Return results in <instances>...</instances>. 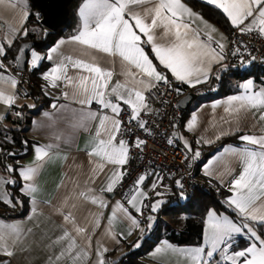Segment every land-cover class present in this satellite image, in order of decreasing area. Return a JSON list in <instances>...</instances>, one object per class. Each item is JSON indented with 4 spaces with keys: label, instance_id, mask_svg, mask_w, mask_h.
I'll return each instance as SVG.
<instances>
[{
    "label": "snow or ice",
    "instance_id": "6c2138e0",
    "mask_svg": "<svg viewBox=\"0 0 264 264\" xmlns=\"http://www.w3.org/2000/svg\"><path fill=\"white\" fill-rule=\"evenodd\" d=\"M17 2L21 5V22L29 15H39L27 10V0H17ZM205 2L222 10L231 25L240 33L256 31L264 36V0H205ZM16 6L17 4L12 5V7ZM79 17L80 28L68 41L61 39L49 49L46 56L41 55L35 48L28 49L25 45L19 50L16 63L20 64L27 51L30 53L28 63L31 68L36 69L43 60H52V54L57 53L65 43L72 42L81 46L75 56H63L50 70L43 73L42 78L49 82L51 87H58L60 82H63L65 87L70 89V91L63 92L65 98H71L82 106L95 102L111 111L112 115L109 116L88 111L83 107L79 110H72L74 114H78V122L74 127H84L87 122L99 117V124L88 153L89 157L93 158L90 163L94 165L90 179L94 182L97 170L103 172L107 165L116 166L117 170L109 177L106 189H101V192H113L115 186L126 174L119 169L128 163L130 152L126 140H117L122 135L124 123L118 118L120 112L123 111L121 102L131 108L129 124L135 121L141 129L148 131L147 121L141 118V113L153 110L149 108L145 92L155 88L161 82L165 85L171 83L167 75L157 70L153 59L145 50L146 47L150 48L154 58L161 65L170 70L176 80L195 87L207 82L214 64H220L222 69L227 68V65L223 64L226 59L225 41L227 38L220 34L217 39L213 34L218 30L204 21L199 13L194 12L182 0H83L79 8ZM196 20H199L207 31L192 27ZM19 32L18 28H13L12 35L7 38L6 44L0 41V69H5L3 60L7 58V50L14 43ZM22 35L27 37L29 30L24 29ZM98 53L106 54L110 58H119L123 69L121 73L124 76L123 81L111 84L113 68L102 66L101 60L97 57ZM239 53L240 49L235 48L232 55ZM255 59L256 57L253 56L247 63L251 64ZM69 68L77 70L76 74L69 75ZM216 75L219 76L218 73ZM18 83L16 76L5 75L3 71H0V101L9 106L15 105L17 97L14 90ZM239 88L241 89L239 94L227 97L225 112L229 114L231 120H224V123L230 124L231 127L227 132L222 129L221 136L230 134L233 130L240 131L239 123L242 115L256 116L259 113V121L264 122V86L258 87L254 80L249 78L239 84ZM52 107L57 108L58 105L53 104ZM16 115L20 116L21 113L17 112ZM3 118V115H0V120ZM196 125L197 117L193 114L188 127L194 129ZM261 133V135L243 134L239 137L242 142H246V145L251 147L232 148L228 146L221 153L224 155L231 152L243 163L239 176L230 182L231 195L226 201L228 207L232 208L240 219L236 220L210 210L207 213L202 246L177 249L165 240L161 246L155 248L153 256L171 250L186 255L190 264H212V258L220 253L221 258L227 264H264V236L258 234L256 230L257 225L264 227V129H261ZM56 138L59 140L60 136ZM8 139L11 140V138ZM172 142L170 139L169 143ZM206 142L211 143L210 140ZM27 143L24 141V144ZM145 144V140L137 137L134 146L141 148ZM185 145L191 151V145L187 141ZM58 147L59 145L51 143L37 145L34 149L36 155L34 166L30 165L20 169L19 174L25 181L21 191L32 199L34 205L40 191L35 178L43 164L53 158L55 155L53 150ZM10 155H15V153H10ZM199 156L198 151L194 153V158ZM215 159L217 158L214 157L213 160ZM211 163L212 161H209V164ZM7 170L14 171L12 165H7ZM149 175H154V173L139 176L134 186L135 192L127 201L136 212L141 214H143L142 207H148V205H143L141 197L148 199V196L140 186ZM206 175H212L211 170L206 172ZM162 180L163 177L158 176L157 181L153 182L151 187L156 189L158 182ZM220 182H224L222 178ZM13 183L15 181L0 177V184ZM175 183L181 189L180 197L186 199L182 190V182L177 180ZM164 195L162 192L156 193L158 197ZM78 198L90 200L91 203L98 204L101 208L108 206L102 196L94 194L91 188L87 191H80ZM0 199L15 206L6 193ZM69 199L70 197H66L63 205L56 209L63 215L65 225H71V227L62 226V234L53 241V244L63 245V247L54 260L49 257L52 264H59V261L65 257H70L74 264H80L90 254L92 238L88 233V228L77 225L71 211L64 212V206L68 205ZM165 203L164 199L155 200L150 205L151 211L157 212ZM72 207L75 205L73 204ZM37 210V207H33L32 214L35 215ZM118 212L127 217L134 228L140 226V221L120 202H117L112 211L109 219L110 226L117 218ZM31 218L30 216L29 219ZM147 219L149 228H151L155 217L149 215ZM96 226H99V217H97ZM23 234L24 230L18 225L6 226L0 222V254L7 257L15 255L16 245L22 242ZM108 235L114 240L117 235L125 238L124 233L116 234L111 231V227H109ZM128 235H131V232ZM243 235L249 238L247 246L241 249L234 248L236 237ZM78 238H84V246L78 243ZM116 242L119 243V240ZM139 246L138 241L135 247ZM108 251L109 249L103 243H97V264H107L103 257ZM217 264H219V259Z\"/></svg>",
    "mask_w": 264,
    "mask_h": 264
},
{
    "label": "crops",
    "instance_id": "0c3cea01",
    "mask_svg": "<svg viewBox=\"0 0 264 264\" xmlns=\"http://www.w3.org/2000/svg\"><path fill=\"white\" fill-rule=\"evenodd\" d=\"M182 2L190 7L194 12L200 14L198 10L192 8L184 0H182ZM13 4H17V6L12 7ZM82 4L83 1L81 2L80 7ZM20 7L21 5L17 2V0H0V41L4 42L5 44L7 42V38L12 35L13 28H18L20 30L16 37L22 35L24 29H27V27L29 28V25L27 26V19L21 22ZM203 20L207 21L218 30L213 34L217 39H219L220 34L226 37V31L224 29L220 28L215 23L207 20L204 17ZM80 24L81 20L78 11L77 25L74 33L68 36L58 37L55 42L45 51H39L41 55L46 56L49 49L55 46L61 39L68 41L72 35L78 32ZM192 27L207 31V29L204 28V25L199 20H196ZM80 47L81 46L72 42L62 45L57 53L52 54L53 59L48 60L49 65L44 70V72L50 70L56 63L60 61V59H62L63 56H75L78 53ZM145 50L147 52L148 50L151 52L150 48L146 47ZM151 54L152 57L150 55L149 57L153 59V63L155 64L154 61H156L159 65H161L159 61L154 58V54L152 52ZM97 57L101 60L102 66H111L113 68L114 74L111 81L112 85H114L117 81L124 80V76L121 74L123 69L118 57L110 58L106 54L102 53H98ZM6 63L8 66H12L9 60H7ZM161 66L167 71V73L157 68L158 71H161L167 75V77L175 84H182L181 81L176 80L173 77L170 70L166 69L163 65ZM26 68L30 69L27 66ZM15 70V68L14 70L13 68L9 70L6 68V66L5 69H0V71H3L5 75L11 74L16 76ZM224 71L225 69H222L220 64H214L212 66V74L210 75V78L207 80V82L198 84L194 88L207 84L211 78L215 77V85L213 87V89H215L220 79L225 78L227 79L226 81H228L227 75H229V72L226 74V72L223 73ZM76 72L77 70L69 68V75H75ZM217 73L219 74L218 77L216 75ZM249 78L251 77L238 81L236 80V77L231 76L232 81L229 82L235 83L237 81L236 83L241 84ZM183 84L192 87L187 83ZM255 84L258 87L264 86V83L255 82ZM14 91L17 99L15 105L13 106H19L23 103L28 105L33 104V101L30 97L20 95L16 88ZM65 91H70V89L66 88L63 82H60L58 87H51L50 83L44 80V84L40 90L41 100L34 108L29 109L31 113V120L27 125L24 134L26 137L32 140V143L30 145L29 152L25 156L17 159L16 162H18V165L15 168L16 177L20 182V191L25 183L19 174L20 169L30 165L34 166V162L36 160L34 151L35 147L37 145H45L50 143L59 145V147L53 150L55 155L51 160L43 164L39 174L35 178V183L40 189L37 194L35 205L33 204L32 199L21 191L26 196V203L28 206V209L23 216L7 217L6 213H4V211L1 209L2 212L0 211V222H3V224L6 226L13 224L18 225L24 230V234L22 237V242L16 245L15 255L12 257H7L0 254V264H52V261L49 260V257H52L54 260L55 256L59 255L63 247V245L53 244V241H55L56 238L62 234L63 227H71V225H65L63 215L56 210L63 205L66 197H70V199L68 200V205L64 206V212L66 213L71 211L75 217L76 224L82 227L86 226L88 228V233L92 238L91 246L89 248L90 254L88 257L84 258L80 264H97L98 242L103 243V245L109 249V251L104 254L103 258L107 264H112V262L117 261L125 253V242H129L135 237L141 236L140 234L142 233V229L144 227L148 228L147 222L145 223L141 219L142 214L136 212L135 209H133L131 205L127 203L130 196L134 194L135 188L125 198H121L115 194L110 195L111 192H101V189H106L109 182V177L114 171L117 170L116 166L107 165L103 172H99V170H97V175L95 176L94 182L90 179V177L93 175L91 170L94 165L93 163H90V160L93 158H90L88 153L91 150L90 145L92 143V138L95 135L97 126L99 124V117L87 122L84 127H74V125L78 122V114H74L72 110H79L83 107L88 111L97 112L100 115L108 114L109 116L112 115L111 111L109 109H106L108 110L107 112L102 111L101 109L103 107L95 102H93L91 105L82 106L71 98H65L63 96V92ZM194 92L196 93V90ZM240 92L241 89L215 99L200 102L184 115L183 126L181 130L177 132L178 141L192 156H194V153L200 148H204L203 150L205 156L206 154L208 155L206 158L204 157V160L200 163L198 174L209 184V186H221L226 188L228 191L231 180L238 177L241 173L243 169V163L235 158L231 152L225 153L224 155H221V153H223L224 148L228 146H231L232 148H243L245 146H249L246 145V142H242L239 137L243 134L261 135V129H264V122L259 121V113H257L256 116L249 114L247 116L242 115L239 123L240 131L233 130L230 132V134H225L222 136L220 135V131L222 129L227 132L231 127L230 124L224 123V120H231L229 114L225 112L227 97L237 95ZM46 99H48L49 102H47L44 106L43 101ZM194 99L191 101V103L194 101ZM53 104L58 105V107L53 108ZM60 105H63L64 107L60 108ZM214 105L216 106L213 107ZM94 106H97L98 108H95ZM121 107L124 108L128 106L123 105L121 102ZM128 108L131 110L130 107ZM14 110L15 109H12V106L6 105L3 101H0V115H3V117H5L9 111ZM45 113H49V115L46 116ZM193 114H195L197 117V125L194 129H189L188 123L192 119ZM232 134H238L240 143H224L218 149L210 152L211 145H214L219 138ZM4 136H6L5 140L9 138L8 134L6 133ZM57 136H60L59 140H57ZM218 136L219 138H217ZM119 139L120 138L118 137L117 140ZM209 140L211 143L206 142ZM0 141H2L1 137ZM185 141L191 145V151H189L186 147ZM214 157L217 159L213 160ZM209 161H212V163L209 164ZM119 170L123 171V168ZM209 170H211L212 175H206V172ZM1 175L2 172L0 169V176ZM220 178L223 179V183L220 182ZM3 186L4 191L7 194L5 184ZM89 188L93 190L94 194L102 196L108 206L101 208L98 204L91 203L90 200L78 198V193L80 191H87ZM140 188L144 192L148 193V189L143 184L140 186ZM230 195L231 193L229 191V193L224 197L225 202ZM0 197H2L1 193ZM159 198L160 197L156 196L150 201L146 215L151 214L152 211L150 205ZM144 199L145 198L141 197L143 205ZM0 200L5 204H8L4 199ZM117 202L123 203L124 206L129 209V212L140 221L139 227L134 228L131 225V221L119 212L117 218L113 220L111 226L109 225V219L111 218L112 211L116 207ZM73 204L75 207H72ZM33 207H37L38 209L35 215L32 214ZM229 209L233 213L230 214L224 210L215 211L217 214L228 215L233 219L239 220L240 218L235 214L234 210L230 207ZM209 211L210 209L205 213L203 218L201 239L199 243L176 244L168 239L162 238L157 241L152 246V248H150L144 254V256H142L144 259H141L140 257V264H190L188 257L186 255L180 254L179 252L166 250L160 254H157V256H153L152 253L154 252L155 248L157 246H161L165 240L174 245L177 249L202 246L204 243L203 237L206 227L207 213ZM143 212L144 207H142V213ZM152 214L156 218V212H152ZM30 216L32 217L31 219H29ZM97 217H99L98 227L96 226ZM109 227H111V231L116 234L124 233L125 238H121L119 235H117L115 240L112 239L110 235H108ZM29 229L31 231H28ZM129 232H131V235H128ZM141 238L142 237L137 239V241L134 243V246L138 241L140 242ZM117 240H119V243L116 242ZM9 243H11V241H9ZM78 243L81 246H84V238H78ZM218 259L219 262H226L221 258L220 253H217L212 258V261H216L215 263L217 264ZM59 264H74V262L70 257H65L59 261ZM116 264H124V262L119 261Z\"/></svg>",
    "mask_w": 264,
    "mask_h": 264
},
{
    "label": "trees",
    "instance_id": "16d2710c",
    "mask_svg": "<svg viewBox=\"0 0 264 264\" xmlns=\"http://www.w3.org/2000/svg\"><path fill=\"white\" fill-rule=\"evenodd\" d=\"M82 1L83 0H71L68 4V18L65 24L58 27L55 31H50L45 29L39 23L40 12L31 4L29 0H27L28 11L33 14H39L38 16L36 15L34 19H32L30 17L31 15H29L27 17V26L30 23H36L37 26H34V28H30V26L29 28L27 27L29 30V35L27 37L23 35L16 37L14 43L8 48L7 58L4 60H9L14 69L13 55L17 50L19 42L23 40H36L37 43L32 47L38 51H45L58 37L73 34L77 25L78 11ZM184 1L192 8L198 10L204 18L215 23L225 31L233 27L222 10L209 5L204 0ZM36 27L38 28L35 30ZM45 30L47 32L46 35ZM148 54L152 57L149 50ZM154 62L159 70L167 73V71L164 70L158 62ZM48 65L49 62L45 59L36 69H24L26 72V78L31 83L27 96L32 99L33 107H29L26 103L20 104L19 106H12V109L15 110L9 111L4 119L0 120V135L2 133H6L9 138H11V140L7 139L0 141V169L3 174H8L11 180L15 181L13 184H5L8 197L11 198L12 204L15 206L5 204L0 200V211L2 212L3 210L7 217L23 216L28 209L26 196L19 190L20 182L16 177L15 168L18 165V162H16L17 159L25 156L29 152V148L32 143V140L26 137L24 131L31 120V113L29 109L34 108L41 100L40 90L44 84L42 73ZM225 72L226 74L229 72L230 76L236 77V80L238 81L251 77L255 82L264 83V64L256 65L251 63L249 66L244 67V69H240V65H229L223 73ZM215 79L216 78L213 77L207 84L203 86L200 85L197 88L189 87L183 83H176L182 88L186 87L188 90H196L197 94L194 101L186 109L181 110L183 115L187 114L193 107L202 101L215 99L220 96L236 92L240 89L239 84L236 83L237 81L232 83L226 81L227 79L225 78L220 79L215 89H213ZM47 102H49L48 99L44 100L43 105L45 106ZM17 112L21 113V115L17 116ZM24 141H27L28 143L24 144ZM224 143H240L238 134L227 135L219 138L214 145H211L210 152L218 149ZM10 153H15V155H10ZM207 156L208 155L206 154L205 158ZM7 165H12L14 171L9 172L7 170ZM228 193L229 191L221 186H209V189L206 191H193L189 197L182 201H179V192L177 190H175L171 195L163 196L166 203L156 212L155 226L150 229L144 227L142 229V233L140 234L141 236H137L131 241L125 242V253L117 261L112 262V264H116L119 261L124 262V264H140V257H142L157 241L162 238L168 239L176 244L199 243L201 239L203 218L209 209L216 211L224 210L230 214L233 213L224 200L225 195ZM162 214L174 215L175 217L173 216V220L179 218L180 215L184 214V216L179 221L180 224L173 227L170 225L172 221L164 224L160 221V215ZM177 222L178 220L175 223ZM256 230L258 234L264 236V227L257 225ZM140 237H142L140 240V246L135 247L134 243ZM248 242V238L238 236L234 241V248H243ZM219 264H227V262H219Z\"/></svg>",
    "mask_w": 264,
    "mask_h": 264
},
{
    "label": "built area",
    "instance_id": "2783aa9c",
    "mask_svg": "<svg viewBox=\"0 0 264 264\" xmlns=\"http://www.w3.org/2000/svg\"><path fill=\"white\" fill-rule=\"evenodd\" d=\"M30 17L34 19L36 15ZM226 38V59L223 64L249 66L247 61L253 56L256 59L252 63L264 64V36L256 31L242 34L232 27L226 31ZM235 48H239L240 53L234 56L232 52ZM3 61L7 69L13 68L8 66L5 60ZM15 72L19 81L16 87L22 96H27L31 83L26 78V72L23 70H15ZM168 80L171 82L170 85L161 82L155 88L145 92L149 108L153 110L141 114V118L147 121L148 131L141 129L135 121L129 124L131 110L128 107H124L118 117L124 122L123 132L119 138L128 142L130 152L129 161L123 166L126 174L115 186L113 194L125 198L134 190L136 179L140 175L154 173L143 182L148 189V199H144V205L148 207L157 192L164 193V196L173 194L175 190L180 193L181 189L175 183L177 180L182 182V190L186 197H189L195 190L209 189V184L198 174L199 165L205 157L203 148L198 150L200 156L194 158L178 141L177 132L183 126L184 115L176 105V100L188 91V88H182L171 79L168 78ZM175 89L180 91L177 92ZM101 110L108 111L104 108ZM137 137L146 141L141 148L134 146ZM170 139L172 143H169ZM158 176L163 177V180L158 182L156 189H153L151 185L157 181ZM148 207H144L141 218L143 222L147 221Z\"/></svg>",
    "mask_w": 264,
    "mask_h": 264
},
{
    "label": "water",
    "instance_id": "95a60500",
    "mask_svg": "<svg viewBox=\"0 0 264 264\" xmlns=\"http://www.w3.org/2000/svg\"><path fill=\"white\" fill-rule=\"evenodd\" d=\"M40 12L39 23L47 30L55 31L58 27L65 24L68 18V4L71 0H29ZM37 43L36 40L28 39L19 42L16 52L13 55L14 68L16 70H24L26 68V59L28 52L26 51L19 65L16 63V57L19 50L27 45L30 49ZM196 93L192 90L186 91L176 100V105L182 110L186 109L191 101L195 98ZM110 195H113L111 192Z\"/></svg>",
    "mask_w": 264,
    "mask_h": 264
},
{
    "label": "rangeland",
    "instance_id": "374dc122",
    "mask_svg": "<svg viewBox=\"0 0 264 264\" xmlns=\"http://www.w3.org/2000/svg\"><path fill=\"white\" fill-rule=\"evenodd\" d=\"M29 26H30V28H34V26H37V24L36 23H30L29 24ZM38 27H36L35 28V30L37 29ZM33 48V47H32ZM32 48H30V49H32ZM30 59V53H28L27 54V59H26V66L28 67V68H31V66H30V64L28 63V60ZM244 67H246V65H244V64H240V69H244ZM227 78H228V81H232L231 80V76H230V74L229 75H227ZM16 90H17V92L19 93V91H18V89H17V87H16ZM20 94V93H19ZM21 95V94H20ZM29 101V100H28ZM95 108H98L97 106H94ZM144 113V112H143ZM5 135V133H2L1 135H0V137H1V139L2 140H5V137L6 136H4ZM0 177H3V178H5V179H8V180H11V178H10V176L8 175V174H3L2 173V175L0 176ZM4 184H0V186H1V189H0V193H1V196L3 197L4 196V194H5V191H4V186H3ZM164 197H160L159 199H163ZM182 200H184V198H181L180 197V195H179V201H182ZM210 210H213V209H210ZM149 215H152L153 216V214H152V212H151V214H149ZM149 215H146V217L148 218V216ZM173 216L174 215H170V214H162V215H160V221L164 224V223H169L170 221H172V223L170 224L171 226H173V227H175L176 225H179L180 223H179V221L182 219V217L184 216V214L183 215H180V217L179 218H177V219H174L173 220ZM175 217V216H174ZM177 217V216H176ZM178 220V222L177 223H175L176 221ZM147 227H148V229H150L149 228V221H148V219H147ZM145 222V223H146ZM155 224H156V218H155V220H154V222H153V224H152V227H154L155 226ZM151 227V228H152ZM243 237H246V238H248V236H246V235H243ZM144 256V255H143ZM141 259H144V257H141ZM140 259V260H141ZM216 261H212V263L213 264H216L215 263ZM149 264H156V263H149Z\"/></svg>",
    "mask_w": 264,
    "mask_h": 264
}]
</instances>
